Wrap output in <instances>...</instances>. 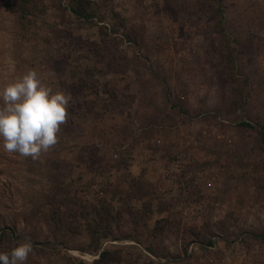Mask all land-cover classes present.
Listing matches in <instances>:
<instances>
[{"label": "rangeland", "instance_id": "obj_1", "mask_svg": "<svg viewBox=\"0 0 264 264\" xmlns=\"http://www.w3.org/2000/svg\"><path fill=\"white\" fill-rule=\"evenodd\" d=\"M90 1L0 0V89L35 69L74 98L40 160L0 142V252L264 264V0Z\"/></svg>", "mask_w": 264, "mask_h": 264}, {"label": "clouds", "instance_id": "obj_2", "mask_svg": "<svg viewBox=\"0 0 264 264\" xmlns=\"http://www.w3.org/2000/svg\"><path fill=\"white\" fill-rule=\"evenodd\" d=\"M0 142L5 152L40 160L59 142L61 127L68 123L70 92L54 90L40 79L35 69L27 70L0 89ZM33 245L21 242L8 252H0V264H26ZM71 255L94 264L98 256L72 250Z\"/></svg>", "mask_w": 264, "mask_h": 264}, {"label": "trees", "instance_id": "obj_3", "mask_svg": "<svg viewBox=\"0 0 264 264\" xmlns=\"http://www.w3.org/2000/svg\"><path fill=\"white\" fill-rule=\"evenodd\" d=\"M70 1V11L73 15H75L76 17L80 18V19H89L92 16V5H91V1L90 0H69ZM242 126H248L250 128H254L253 125H249L247 123H242ZM262 141H264V136H262ZM107 210V217H105L106 219H108V208L105 209ZM103 218L104 217H100L98 218V221L95 220L96 222V227L98 230L102 229V225H103Z\"/></svg>", "mask_w": 264, "mask_h": 264}, {"label": "built area", "instance_id": "obj_4", "mask_svg": "<svg viewBox=\"0 0 264 264\" xmlns=\"http://www.w3.org/2000/svg\"><path fill=\"white\" fill-rule=\"evenodd\" d=\"M215 241H213V245L212 246H208L207 248L208 249H214L215 247H216V244L214 243ZM123 244H126V245H135V246H137L136 244H134L133 242H122ZM197 249H198V246H197V244L196 243H192V244H190L189 246H188V249H187V255L188 256H191L192 254H193V252H195V251H197ZM151 260H156L155 259V257L153 256V255H151V254H149V253H146L145 251H143ZM90 254H92L93 256H100V253L99 252H97V253H90ZM81 260V259H80ZM99 260V259H98ZM98 260H95L94 262H97ZM81 262L83 263V264H85V261H83V260H81ZM160 262V264H165V263H167V261H165V260H160L159 261Z\"/></svg>", "mask_w": 264, "mask_h": 264}, {"label": "crops", "instance_id": "obj_5", "mask_svg": "<svg viewBox=\"0 0 264 264\" xmlns=\"http://www.w3.org/2000/svg\"><path fill=\"white\" fill-rule=\"evenodd\" d=\"M132 245V244H131ZM63 251V250H62ZM65 251V250H64ZM69 252V251H68Z\"/></svg>", "mask_w": 264, "mask_h": 264}]
</instances>
